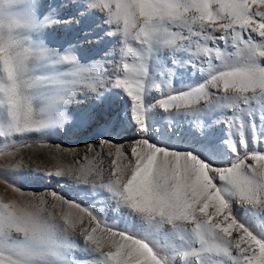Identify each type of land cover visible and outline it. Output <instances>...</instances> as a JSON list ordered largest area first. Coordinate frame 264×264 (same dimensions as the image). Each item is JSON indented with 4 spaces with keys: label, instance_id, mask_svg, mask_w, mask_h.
Instances as JSON below:
<instances>
[{
    "label": "snow or ice",
    "instance_id": "snow-or-ice-1",
    "mask_svg": "<svg viewBox=\"0 0 264 264\" xmlns=\"http://www.w3.org/2000/svg\"><path fill=\"white\" fill-rule=\"evenodd\" d=\"M76 15L99 16L85 38L117 47L99 60L79 40L50 47L42 30ZM178 69L192 79L175 88ZM77 93L96 100L70 116ZM73 125L104 129L107 179L85 157L70 183L88 206L56 191L35 204L0 196V264H264V0H0V145ZM129 129L130 153L114 143ZM33 173L66 176L14 167L0 179L21 192Z\"/></svg>",
    "mask_w": 264,
    "mask_h": 264
},
{
    "label": "rangeland",
    "instance_id": "rangeland-1",
    "mask_svg": "<svg viewBox=\"0 0 264 264\" xmlns=\"http://www.w3.org/2000/svg\"><path fill=\"white\" fill-rule=\"evenodd\" d=\"M45 5H52L54 8L58 4L67 3L68 0H41ZM56 13L60 15L61 20H65L68 18L69 12L66 9H55ZM58 11V12H57ZM74 20H80L79 24H64V23H54L48 25L45 29L42 30V38L45 41H51L49 44L50 47L56 48L60 47L61 44H65L66 41H70L75 43V41L79 40L82 45V52L84 56L90 57L92 59L99 60L103 57L105 52L111 51L116 48V41L108 36H104L103 32L100 33V40L97 42V38L94 35H89L85 38V32L89 31H99L100 28L103 27L100 24L99 16L89 17L87 19H82L79 15L73 17ZM86 62V61H85ZM170 66V64H169ZM64 70V69H62ZM192 79L191 71L178 69L176 73L175 79L172 80V85L175 88L181 87V80L183 83H190ZM80 95V93H77ZM91 97V101H84V106L86 108L89 107L90 104H94L96 97L94 95H89L88 98ZM153 97L155 99H159V95L153 92ZM73 101L70 105V108L76 107V103ZM98 106V105H97ZM202 106V105H201ZM70 115V114H69ZM76 111H73L70 116H75ZM167 121L161 120L159 121V126L161 128L164 127ZM175 123V127L180 131L181 134L188 133L189 131V120L188 118H178ZM204 123L206 125V131L212 134V138H222L225 136L226 129L222 123H212V121L207 120L205 118ZM68 131V135H76L79 136L83 129H80L77 126L64 127ZM59 131V130H58ZM58 131H49L43 136L33 135L30 138L23 141L22 144H18L16 147L6 148L4 149L2 145H0V169H9L11 168V164L9 161L8 155L12 152L18 153V161L21 160L23 165V169H43L45 171L52 170L54 171L57 167H61L64 169L66 176L65 178L58 179L55 177L49 178L44 176V180L47 181L46 188H50L48 182L50 181L53 191L64 195L67 199L75 200L77 203H82V206H88L87 202H82L80 197L77 195L76 189L72 186L70 181L75 179V176L78 174L79 170L77 169V157L73 156L72 159L68 160L66 157L65 149L68 143H76L81 142V140L77 139L74 141L65 139L64 143L62 139L57 136ZM101 133V132H99ZM94 136L100 137L98 133L94 134ZM137 137V136H136ZM95 137H91V141ZM107 138V137H105ZM119 138V139H118ZM114 139V143L118 144L119 141H123L120 137ZM138 138V137H137ZM167 140V136H165ZM93 142V141H92ZM170 146L183 150L185 145L180 142H176V138L173 137L172 141L169 142ZM77 144V143H76ZM58 147V149L55 148ZM107 149V145L97 147L94 151H88L86 147L87 158L90 159L92 156L94 157L95 150L103 157L99 159L101 163V167L104 170L105 180L108 177L110 171L111 158L107 156L105 153ZM129 152L130 151H126ZM79 159L83 160L82 154L79 155ZM130 159V156H129ZM3 161V162H1ZM127 163V160L124 161ZM76 166V167H75ZM29 178V175L27 176ZM27 178L23 180V182L19 185L21 189L25 187L24 183H27ZM28 184V183H27ZM45 188L42 187V189ZM39 189V188H38ZM36 190V188H35ZM0 196H3L5 199H16L19 201H24L25 199L22 197L21 192H13L11 188L8 187V184L5 183L3 179H0ZM23 198V199H22ZM118 228L122 229L124 227L123 223L116 222ZM235 235V234H234ZM74 239L78 241H82V237L78 234L73 235ZM76 255H79L77 252Z\"/></svg>",
    "mask_w": 264,
    "mask_h": 264
},
{
    "label": "bare ground",
    "instance_id": "bare-ground-1",
    "mask_svg": "<svg viewBox=\"0 0 264 264\" xmlns=\"http://www.w3.org/2000/svg\"><path fill=\"white\" fill-rule=\"evenodd\" d=\"M58 12V11H57ZM62 19V18H61ZM58 48V47H56ZM76 95V99L77 100H80L81 103H76V107L74 106V108H70V104L67 106V112L68 114L71 115V113L73 111H76L77 109H82V110H87L90 106H93L94 104H90L88 108H86L83 104H84V101L87 100V101H91L92 98L91 97H87V99L84 98V96H78L77 94ZM80 95H82V93H80ZM75 101V100H74ZM97 109L99 110L98 106H97ZM99 132H104V129L102 128H99V127H93L91 130H82L81 131V134L79 136H76V135H71L69 136L68 135V131L63 127L61 128L58 133H57V136L62 139V141L64 143L65 142V139H69L71 141H74V140H81V142H72V143H68L66 145V149H65V153H66V157L68 160L72 159L73 156H76L77 157V169L79 170L80 166L81 165H84L86 163V160H85V157L87 158V153L85 152L86 151V147H87V150L88 151H94V149H96L97 147H101V144H100V140H101V136L98 137V136H94V134L96 133H99ZM95 137L92 141H91V137ZM137 134L129 129L127 132H125L122 136H120L121 139H123V141H119L118 144L120 145H123L125 151H130L132 145H133V142L137 139ZM118 138V137H116ZM119 139V138H118ZM56 149H58L57 146H55ZM108 146H107V149H106V154L108 153ZM82 154V157H83V160L79 159V155ZM18 156L19 154L18 153H10L8 155L9 157V161H10V164H11V168H14V167H19V168H22L23 163L21 160L18 161ZM103 157L95 150L94 152V157L92 156L90 159L87 158V161L89 162H93L92 166L93 167H101V163L99 161V159H102ZM3 162V161H1ZM76 167V166H75ZM44 176L43 175H37V174H29V178H27V183L25 182L23 189H21L22 191V197L25 199L24 201H31L33 204L36 203V200L33 199V195L32 194H35L36 197H41V196H45L46 194L48 193H51L53 192V189H52V186H51V182L49 181L48 184L50 186V188H46V185H47V181L44 180L43 178ZM42 189V187H44ZM36 188V190H35ZM39 188V189H38ZM22 198V199H23ZM70 200V199H69ZM54 203V201L50 198V197H47V205H45V207H50V205ZM72 211H76L75 209H73ZM76 233H74L73 235H75Z\"/></svg>",
    "mask_w": 264,
    "mask_h": 264
}]
</instances>
